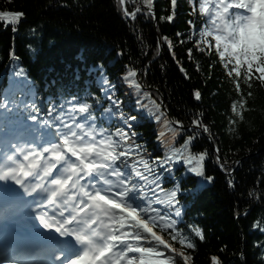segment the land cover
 <instances>
[{
	"label": "snow or ice",
	"instance_id": "1",
	"mask_svg": "<svg viewBox=\"0 0 264 264\" xmlns=\"http://www.w3.org/2000/svg\"><path fill=\"white\" fill-rule=\"evenodd\" d=\"M126 3L118 0L125 18L135 21L143 15L155 21L157 29L161 22L175 21L180 8L179 0H170V9H165L170 14L157 17L155 0H142L133 11ZM188 4L189 28L174 38L158 31L152 60L138 68L130 58L117 78L140 110L136 114L131 108L124 111L118 84L103 75V65L99 66L102 95L87 92L62 97L60 103L50 101L43 117L34 100L25 103L16 97L17 91L24 93L29 86L24 69L14 72L19 79L0 100V221L5 229L15 226L20 231L13 242L0 244V264H194L198 242L206 236L201 226L182 219L186 213L179 199L178 174L183 173L177 165L199 178L198 183L213 182L205 167L212 151L201 143L207 140L215 152L214 163L229 177V188L235 189V168L241 162L229 164L221 155L205 111H190L188 125L166 119L162 101L152 99L139 74L147 73L166 46L190 80L176 42L180 47L192 44L186 55L198 71L203 64L197 53L213 60L212 69L223 73L221 87L227 85L231 100L228 132L237 136L248 113L255 111L251 105L257 92L264 90V0H188ZM25 16L24 11L0 10V22L13 33ZM140 43L141 54L147 57L142 36ZM11 55L18 59L14 51ZM214 79V71L204 76L206 85ZM190 95L202 102L204 93L193 88ZM145 113L168 127L163 155L150 154L145 143L138 142L141 136L135 128ZM182 133L183 143L177 147L176 137ZM256 184H264V175ZM247 195L251 203L264 205V188L254 185ZM250 211L251 207L234 215L247 217ZM251 227L264 232V207ZM257 247L264 249V243ZM220 251L225 252L226 246ZM211 262L224 264L217 255Z\"/></svg>",
	"mask_w": 264,
	"mask_h": 264
},
{
	"label": "trees",
	"instance_id": "2",
	"mask_svg": "<svg viewBox=\"0 0 264 264\" xmlns=\"http://www.w3.org/2000/svg\"><path fill=\"white\" fill-rule=\"evenodd\" d=\"M141 2L127 0L125 6L133 11ZM179 4L176 20L161 22L157 29L155 21L143 15H138L135 21L125 18L118 0H0V10L26 14L15 33L0 22V97L7 79L20 68L24 69L26 79L34 84L30 99L38 107L42 97H54L56 103H60L62 97L70 95L84 96L87 92L102 95L99 66L103 65V75L118 84L117 94L125 105L124 111L131 108L132 114H136L140 110L129 98L127 86L120 85L117 78L122 75L123 66L130 63V58L138 68L152 60L158 31L174 38L177 32L189 28L187 21L192 17L188 0H179ZM165 9H170V0H155L157 17L170 14ZM34 28H38L35 33L30 31ZM141 36L147 57L141 54ZM176 43L178 58L188 69L191 79H186L179 71L165 46L147 73L139 74L140 82L152 99L158 103L162 101L166 119H180L188 125L192 118L190 111H205V122L212 125L217 135L216 144L221 155L229 164L241 162L235 168V189L229 188L226 182L229 177L214 163L215 152L207 140L201 143L212 151V158L206 161L205 167L206 174L214 176L213 182L198 183L199 178L185 173L183 165H177L183 173L178 174L182 188L179 199L186 213L182 219L201 226L206 236L205 241L198 242L199 250L193 254L194 264H212V255L219 256L224 264H264L261 259L264 249L257 247L258 242L264 243V232L251 227L264 205L251 203L247 195L254 185L264 188V184H256L264 175V90L257 92L251 105L255 111L248 113V122L242 124L238 135L233 137L228 132L231 100L227 85L221 87L222 71L213 70V60L197 53V59L203 64V69L198 71L186 55L187 48L193 45L180 47L178 41ZM121 50L123 55H118ZM13 51L16 60L12 58ZM213 71L215 79L206 85L204 76H211ZM193 88L204 93L202 102H196L190 95ZM217 90L220 94L214 95ZM160 123L168 128L163 121ZM135 131L141 136L138 142H144L150 154L163 155L162 144L169 132L161 130L157 121L145 113L143 119L137 121ZM183 135L176 137L177 147L183 143ZM157 136L161 139L157 140ZM249 207L251 211L247 217L234 215L237 210L244 212ZM225 246L226 251L221 252Z\"/></svg>",
	"mask_w": 264,
	"mask_h": 264
},
{
	"label": "rangeland",
	"instance_id": "3",
	"mask_svg": "<svg viewBox=\"0 0 264 264\" xmlns=\"http://www.w3.org/2000/svg\"><path fill=\"white\" fill-rule=\"evenodd\" d=\"M159 125H160V129H161V130H164V129H165V130L168 131V128H166V127H165L164 125H162L160 122H159Z\"/></svg>",
	"mask_w": 264,
	"mask_h": 264
}]
</instances>
